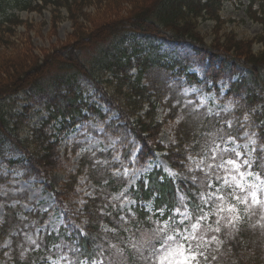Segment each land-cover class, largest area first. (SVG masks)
Masks as SVG:
<instances>
[{
    "label": "trees",
    "instance_id": "trees-1",
    "mask_svg": "<svg viewBox=\"0 0 264 264\" xmlns=\"http://www.w3.org/2000/svg\"><path fill=\"white\" fill-rule=\"evenodd\" d=\"M228 1L0 0V170L9 172L0 174V183L20 173L23 179L45 180L46 184L48 176L63 166L61 136L89 121L102 126L104 138L118 140L108 153L121 155V160L112 164L114 169L129 164L132 151L137 150V166L162 154L178 172L176 178H170L154 169L138 181L130 190L136 202L133 215L124 222L105 195L119 192L125 182L109 169L86 167L91 161L82 158L61 192L49 183L48 190L55 195L57 205L64 207L67 199L79 196L80 177L86 172L102 192L85 199L82 214L68 211L67 223L58 233L44 234L38 249L23 258L15 257L12 264H47L50 258L58 257H67L69 264H92L96 259H103L104 264H151L153 245L159 247L157 239L177 228L173 215L177 208L187 207L194 220L203 215V202L198 197L214 188H208L209 179L190 170L188 155L204 149L205 145L199 144H205L214 134L212 143L238 139L244 130L254 134V170L264 177V45L257 52L253 50L254 43H264V39L239 38L233 30L226 31L221 13ZM248 1L247 15L264 27V0ZM48 8L52 32L64 19L62 12L67 13L66 19L72 23L67 41L42 51V56L33 51L29 40L22 50L8 53L17 28L32 27L17 12L42 14ZM88 8L95 10L89 12ZM205 22L214 23L210 43L200 30ZM190 68L198 69L202 78L190 73ZM54 71L57 74L52 76ZM154 76L176 78L177 83L185 79V84L218 97L220 86H224L226 93L221 101L230 102L232 109L218 116H208L203 110L187 112L177 142L166 147L159 141L160 135L176 118V108L171 109L167 120H160L163 91L145 84ZM89 86L96 92L85 99L83 93L90 92ZM20 93L38 95L43 100L48 117L39 126L29 121L28 107L20 113L12 108ZM6 104L10 110H6ZM113 112L117 114L115 119L111 118ZM193 141L198 145L192 147ZM98 170L105 176L95 178ZM223 192L227 194L228 190ZM146 204L151 205L150 212ZM167 221L162 233L157 230L156 236L151 232L156 223ZM11 223L6 220L0 225V238L8 234ZM205 225L202 221L201 231ZM146 231L153 239H145ZM220 236L221 252L211 264H264V244L245 235L229 239L223 232Z\"/></svg>",
    "mask_w": 264,
    "mask_h": 264
},
{
    "label": "rangeland",
    "instance_id": "rangeland-1",
    "mask_svg": "<svg viewBox=\"0 0 264 264\" xmlns=\"http://www.w3.org/2000/svg\"><path fill=\"white\" fill-rule=\"evenodd\" d=\"M248 3V0H231L226 2L221 13L222 18L225 20L224 27L227 32L233 30L239 38L252 40L262 37L264 39V27L260 23L250 19L247 15L246 9ZM87 10L94 12L95 9L88 8ZM17 13L32 27L27 29L24 25L17 28L16 36L12 38L14 45L7 50L8 53L15 50H22L26 47L27 41L29 40L32 44L33 51L42 56V51L52 50L54 47L62 46V43L67 41L68 36L72 32V23L66 19L67 13L65 11L62 12L64 19L60 21L55 32H52V14L49 8L43 11L42 14L35 12ZM213 26V22H205L200 26L201 34L205 37L207 43H210L214 39L212 35ZM263 45L264 43L262 42L254 43L253 50L255 52L259 51L263 48ZM189 72L195 73L202 78L199 70L196 68H190ZM56 74L57 72L54 71L52 76ZM151 78V80L146 79L145 84L153 89L158 87L163 91L164 101L159 108L160 120H167V116L172 112L171 109L176 108V118L173 121L170 120L165 125L160 135L159 141L166 147L177 142L178 133L182 123L186 120L187 112L195 113L203 110L208 116H218L227 114L232 109L230 102L221 101L222 96L226 93L224 86H220L221 97H218L214 92L207 93L194 85L185 84V79L177 83L178 80L176 78H167V76H164V78L158 76ZM105 79L107 77H104ZM159 79L163 82L157 83L156 81ZM104 86H106L105 83ZM88 89L90 92L83 93V98L85 99L93 97L96 92L94 87L89 86ZM15 99L17 101L15 106L12 105V108L14 107V111L20 113L23 107H28L27 117L32 125L39 126L47 119L48 111L44 103H41L43 100L38 95L31 96L27 93H20ZM92 101L96 102L102 110L106 111V107L97 99L92 98ZM8 105L6 104L5 106L6 110H10L11 108ZM116 117L117 114L113 112L111 118L115 119ZM228 123L229 121H227ZM215 137V134L213 137L210 136V140L206 141L209 144H206V142L205 144L202 142L199 144V146L205 145L204 149H199L195 153L188 155L190 170L200 173L202 178H207L211 183L217 184L215 174L219 173L223 176V172L220 169L210 170L207 168V165L209 163L218 164L221 161L219 156L216 161H212L209 149L213 148L216 144H220L222 147L236 148L250 160L252 163L251 171L260 177L259 180L255 179V177L246 178L250 183L260 186L258 190L260 203H254L249 196L248 203L243 204L233 200L228 193L225 194L227 197L225 208H227L228 203H231L237 206L238 211L233 210L230 212L226 210L221 213L220 215L224 219L220 220L218 225L216 224L217 217L212 215L208 220H205L206 225L203 231L200 229L202 223L200 221V227L196 231L198 240L193 242V250L197 253L202 252L203 255H198L196 261L191 262V264H211V261L216 259L221 252L220 242L218 240H222L220 235L223 232L225 237L227 236L229 239L237 237V235H245L253 239L256 243H259V245L264 244V177L254 170L257 165L254 134L248 130H244L238 139L224 138L218 143H212ZM253 140L255 143H252ZM117 142L118 140L111 136L104 138L103 128L97 122L89 121L79 124L74 130L61 136L60 150L63 166L48 176L49 181L47 183L51 184L55 190L61 192L69 179L70 173H75L78 169L79 161L87 157V161H91V165L87 164L86 167L91 166L92 170H96L97 168L101 170L109 169L114 177L121 178L125 182V185L119 192H114L110 196L106 194L105 199H107V202L113 209L119 210V218L126 222L128 220L127 216L133 215V208L136 205L135 199L130 194V190L136 187L138 181L145 179L146 175L154 169L161 170L170 178H173L170 173L176 174V178L178 172L170 167L166 159L162 157V154H158L154 160H150L146 165L137 166L134 164L137 150L132 151L129 164H124L122 167L114 169L112 164L118 163L121 160V155L120 153L108 155V153L115 149ZM195 145L198 144L193 141L192 147ZM262 150L264 153V149ZM189 157L192 159H189ZM224 157L226 159L229 157L235 159V154L232 152L225 153ZM201 159L204 160L202 167H204L205 171L203 172L196 167ZM125 169H127L126 173ZM243 170L241 169V171ZM102 172L98 170L94 174V177L101 178L104 175ZM1 173L6 175L9 172L0 170ZM237 178L239 179V177ZM47 183L45 184V180L23 179L20 173L14 174L10 180L0 183V225L4 224L6 220L12 222L8 234H6L5 238H0V264H12L15 257L18 256L19 259L23 258L32 249H38L39 241L44 234L58 233L61 227L67 223L66 215L68 211H76L82 214L85 199L95 197L98 191L102 192L101 189H98L95 182L90 179V175L85 172L80 177L81 188H78L79 196L73 199H65V206L60 207L57 205L55 195L48 190ZM103 184H105V180ZM215 187H213L214 190L204 191L203 195L207 197L209 193L215 191ZM224 190H228L229 192L227 188ZM236 192L242 197L245 195L239 189H236ZM201 201L203 202V200ZM215 203L219 202L215 201ZM144 207L148 212L151 211V205L146 204ZM105 211L102 210L101 212L105 213ZM179 211L186 213L188 219L184 220V217L173 214L176 223L184 220L183 224H177V228L183 229L184 227H188L189 231H191V225L196 223L197 220L191 218L187 207ZM229 217L232 218L231 223L228 222ZM42 220L43 222H41ZM85 221L86 218H82V222ZM167 225L168 221L160 222V224L156 223L153 229H151V232L157 236V230H159V233H162L161 230L165 229ZM217 227L220 228L219 232L215 231ZM148 233L149 231L144 233L145 239H153V235H148ZM174 234L175 232H172L170 235ZM213 236L216 237L215 240L212 239ZM182 259V256L177 254L172 260V264H180ZM65 260H67V257L50 258L47 264H69Z\"/></svg>",
    "mask_w": 264,
    "mask_h": 264
},
{
    "label": "snow or ice",
    "instance_id": "snow-or-ice-1",
    "mask_svg": "<svg viewBox=\"0 0 264 264\" xmlns=\"http://www.w3.org/2000/svg\"><path fill=\"white\" fill-rule=\"evenodd\" d=\"M247 119V117H246ZM252 143H255L253 140ZM211 152V160L216 161L217 157L220 158V163H209L207 165L208 169H220L223 172V176L219 173L215 174V180L218 182L215 191L211 192L205 197L201 194L198 199L203 200V207L200 208V211L203 215L197 217L196 223L191 225V231H189L188 227H184L183 229L176 228L174 230V235L165 234L162 237L157 239V243L159 247L157 248L153 245V256L150 257L151 264H172V260L176 257L177 254L182 256V260L180 264H191V262L196 261L198 255H203L202 252L197 253L193 250V242L198 240L196 235V231L200 227V221L208 220L212 215L217 217L216 224L220 223V220L224 219L220 214L224 211H233L237 209L235 204L228 203L227 208H225L226 195L223 192V189H229L228 195L232 197L233 200H236L240 203L247 204L248 197H251V200L254 203H260L258 198V190L260 186L258 184L250 183L246 178L247 177H255V179L259 180L260 177L258 174L253 173L251 171L252 163L249 159L245 157L240 151L236 148H228L222 147L220 144H216L213 148H210ZM232 152L235 154V159L233 158H225L224 154ZM189 159H192L189 157ZM204 164V160L201 159L200 162L196 165V167L200 171H205L202 165ZM241 169H244L241 171ZM127 169H125V173ZM173 178H175L174 173H170ZM239 177V179L237 178ZM208 188H213L212 183H208ZM236 189H239L240 192L245 193L242 197L236 192ZM183 199V197H181ZM215 201H219V203H215ZM211 203V207H210ZM205 209H209L205 211ZM163 216L164 212L161 210L159 213ZM174 215H179L184 217V220L188 219V215L186 213H181L177 208ZM184 220H180L177 223L183 224ZM232 218H228V222L231 223ZM163 231V230H161ZM216 232L220 231V228L217 227L215 229ZM213 240L216 239L215 236L212 237ZM100 256L103 254L100 253ZM81 264H87V262H81ZM92 264H104L103 259H96L92 261Z\"/></svg>",
    "mask_w": 264,
    "mask_h": 264
}]
</instances>
